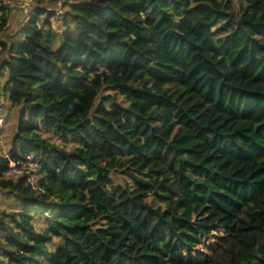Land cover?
<instances>
[{
  "label": "trees",
  "instance_id": "1",
  "mask_svg": "<svg viewBox=\"0 0 264 264\" xmlns=\"http://www.w3.org/2000/svg\"><path fill=\"white\" fill-rule=\"evenodd\" d=\"M30 11L0 100L43 191L0 158V264H264V0Z\"/></svg>",
  "mask_w": 264,
  "mask_h": 264
},
{
  "label": "built area",
  "instance_id": "2",
  "mask_svg": "<svg viewBox=\"0 0 264 264\" xmlns=\"http://www.w3.org/2000/svg\"><path fill=\"white\" fill-rule=\"evenodd\" d=\"M8 122L7 108L1 99L0 135ZM0 158L8 161V165L4 172L6 176L17 177L19 175H24V181L30 189H40L43 191L41 184L38 183V174L35 173L37 166H39L37 155L32 152L24 154L18 149L13 150L11 145L3 146L0 136Z\"/></svg>",
  "mask_w": 264,
  "mask_h": 264
},
{
  "label": "rangeland",
  "instance_id": "3",
  "mask_svg": "<svg viewBox=\"0 0 264 264\" xmlns=\"http://www.w3.org/2000/svg\"><path fill=\"white\" fill-rule=\"evenodd\" d=\"M60 1L61 0H59V3ZM3 3L9 5L10 15H9V21H8L7 28H8V31H11L12 29L17 27L16 25L18 24L19 17H21V20H22V18L25 16L26 13L31 12L30 10H32V6L35 4V0H3ZM52 23L53 25H55L56 29L61 27L60 21L59 19H57V17L52 18ZM4 78H5V75H2L0 77V80L3 81ZM5 105L8 108L11 107L7 99H5ZM13 107L16 108V106H13ZM16 109L13 110V116L11 117V119H9L8 124L5 126V128L3 129L0 135L1 143L3 146L11 145V137L15 131V126H16ZM60 141L61 140L59 139V142ZM9 200L10 199H7L6 201H4L0 196V206H6L7 208L9 206H13L8 203ZM0 238L2 239L1 233H0Z\"/></svg>",
  "mask_w": 264,
  "mask_h": 264
},
{
  "label": "crops",
  "instance_id": "4",
  "mask_svg": "<svg viewBox=\"0 0 264 264\" xmlns=\"http://www.w3.org/2000/svg\"><path fill=\"white\" fill-rule=\"evenodd\" d=\"M25 12H26V11H25ZM25 12H24V13H25ZM20 21H21V17H19L18 24L20 23ZM18 24H17V25H18ZM17 25H16V26H17ZM14 109H16V108H14V107H10V108L7 109L8 120L11 119V117L13 116V110H14Z\"/></svg>",
  "mask_w": 264,
  "mask_h": 264
}]
</instances>
